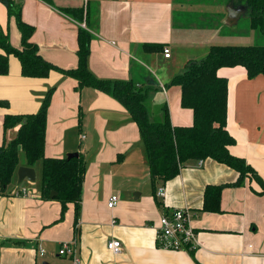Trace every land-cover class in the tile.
<instances>
[{"label":"crops","instance_id":"crops-1","mask_svg":"<svg viewBox=\"0 0 264 264\" xmlns=\"http://www.w3.org/2000/svg\"><path fill=\"white\" fill-rule=\"evenodd\" d=\"M201 1L9 0L10 12L7 0H0V31L14 47L22 48L20 12L34 27L31 41L40 55L60 68L73 69L79 65L82 28L91 37L88 67L95 76L135 80L149 88L146 105L152 121H163L167 106L174 126H191L194 111L182 105L181 86L172 83L186 66L173 67L171 60L183 47L201 55L220 34L219 29L196 23L190 36L176 42L177 15H186L187 3ZM229 3L236 8L245 4L228 0L226 8ZM82 9L83 18L78 16ZM226 14L219 28L236 24L231 28L242 44L258 40L249 21L239 27L243 17L235 23L227 10ZM145 44H163L171 56L165 57L164 50L149 51ZM218 75L228 79L227 129L236 140L230 150L245 158L264 181V76L249 78L243 66L222 67ZM77 85L75 78L57 70L47 77L24 76L15 55L9 58V73L0 75V100L9 102L0 106V144L11 133L4 128L5 116L38 112L51 91L45 155L64 158L79 152L87 160L78 219L74 203L67 204L62 217V204L42 197V181L28 195H15L26 182L35 184L27 179L18 183L16 171L7 191L0 193V264H71L59 256L58 248L76 237L82 264H264V193L258 180L250 176L241 186H226L218 199L213 193L206 195V188L234 183L238 172L212 158L191 160L176 177L158 184L165 188V196L158 197L146 146L131 114L112 94ZM20 165H26L22 156ZM41 166L38 161L31 167L38 175ZM113 194L120 199L110 208ZM183 207L193 213L200 245L193 252L158 247L161 216ZM111 239L121 241L119 254L107 248ZM39 246L46 250L44 258L38 256Z\"/></svg>","mask_w":264,"mask_h":264},{"label":"trees","instance_id":"trees-1","mask_svg":"<svg viewBox=\"0 0 264 264\" xmlns=\"http://www.w3.org/2000/svg\"><path fill=\"white\" fill-rule=\"evenodd\" d=\"M244 3L249 7V28L254 30L258 39L263 38L261 41H264V0H244ZM7 5L11 12L9 0ZM83 14V9L78 11L79 17L83 18ZM17 24L22 33V48L14 47L8 35L0 31V75L9 73V58L15 55L21 62L24 76L47 77L51 71L57 70L64 76L75 78L78 88L92 87L112 94L139 126L154 189L158 184L176 177L189 161L212 158L235 169L238 178L234 183L208 186L206 195L213 193L219 199L226 186H241L250 176L261 183L263 190L260 193H264V181L254 167L230 150L236 140L227 129L228 79L218 75L222 67L243 66L249 78L264 76V42L214 44L203 58L191 61L182 73L176 74L172 83L181 86L182 105L193 109L194 122L191 126H174L167 106L164 107L163 121L149 118L146 105L149 88L139 86L133 79L109 80L95 76L88 67L91 37L84 29L79 30L78 67L63 69L40 55L37 44L31 41L34 27L22 20L20 12L17 14ZM143 46L155 52L163 51L165 47L163 44ZM50 97L51 91L36 113H10L5 116L4 128L10 129L11 133H8L6 142L0 144V193L6 192L11 184L23 151L26 165L34 166L36 162H42V197L58 200L62 204V217L67 204L74 203L78 219L87 160L81 153L70 159L45 155ZM8 104L7 100H0V106ZM52 191H56L57 195L52 197ZM78 229L77 220V232Z\"/></svg>","mask_w":264,"mask_h":264},{"label":"built area","instance_id":"built-area-1","mask_svg":"<svg viewBox=\"0 0 264 264\" xmlns=\"http://www.w3.org/2000/svg\"><path fill=\"white\" fill-rule=\"evenodd\" d=\"M165 57H170L169 48L164 49ZM165 89V87H163ZM30 189L25 186L18 187L14 194L17 196L28 195ZM158 197L165 196V188L159 186L156 191ZM119 195L113 194L108 202V206L113 208L119 202ZM193 213L187 207L174 208L171 211L163 213L159 225L156 229L157 245L160 248L172 250L195 251L200 245L199 233L192 224ZM115 222V220L113 221ZM107 248L113 254H119L122 249V243L119 239H111L107 242ZM79 246L77 237L72 241L62 242L58 248V254L61 257L70 259L71 264H82L78 255ZM38 256L44 258L46 250L44 247H38ZM37 264H44L38 261Z\"/></svg>","mask_w":264,"mask_h":264},{"label":"rangeland","instance_id":"rangeland-1","mask_svg":"<svg viewBox=\"0 0 264 264\" xmlns=\"http://www.w3.org/2000/svg\"><path fill=\"white\" fill-rule=\"evenodd\" d=\"M199 1V0H196ZM228 2V0H203L201 1L200 4H188V7L185 9H181L179 10L180 12H184V10L186 11L185 14L180 13L179 15H177V24H176V37L177 40L176 42H181V40L183 39V35H188L190 36V32L193 31V26L196 25L200 26V27H205L209 25L208 29L213 31L214 29H219L220 34L215 36L216 38H213L212 40V36L209 34L207 37L208 39L211 38L212 41H210L212 45L214 44H220V45H224V44H242L240 42V37H238V35H236L235 32H233L232 27L237 26L236 24H228L225 28H219V25H222L223 21L225 20V16H227L226 14V3ZM190 5V6H189ZM192 8L193 11H190L188 8ZM191 13V14H190ZM193 13V14H192ZM189 15V16H187ZM193 16V17H192ZM249 17L247 15L243 16V18L240 20L239 22V27L246 25V23L249 21L248 19ZM234 25V26H233ZM238 28V27H237ZM263 39V38H262ZM261 38H259L256 42H264L261 41ZM185 40V39H184ZM210 46V47H211ZM207 47L205 48V50H202V52H206V53H202L201 55H199L200 53H197L193 48H187V47H183V49H179L181 50V52H177L173 55L172 58V65H174L173 67L177 66L178 63L183 64L185 66H187L191 61H195V60H200L201 58H203L209 51V48ZM178 49V48H177ZM193 54H197V57H195ZM189 55V56H188ZM192 55V56H191ZM186 68V67H185ZM10 131V129H9ZM21 156L24 158V152L21 151ZM41 169H39V173L37 175V179L34 181V185L32 184L31 186L29 185V182L25 183V187L28 189H33V188H39L41 186Z\"/></svg>","mask_w":264,"mask_h":264},{"label":"water","instance_id":"water-1","mask_svg":"<svg viewBox=\"0 0 264 264\" xmlns=\"http://www.w3.org/2000/svg\"><path fill=\"white\" fill-rule=\"evenodd\" d=\"M228 12V17L231 20H234L235 23H237L241 17L245 16L247 13H249V7L244 4L243 6L240 7H235L232 6L231 3H229V6L226 8ZM242 13V15H241ZM79 156V152H70L67 154V158H73ZM17 175H18V183H22L24 180L28 181H35L37 178V173L34 167L31 166H26V165H20L17 170ZM54 195H57L56 191H52L51 196L53 197ZM47 264V263H44Z\"/></svg>","mask_w":264,"mask_h":264}]
</instances>
